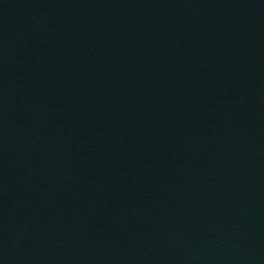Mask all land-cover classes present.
Instances as JSON below:
<instances>
[{"label": "water", "instance_id": "obj_1", "mask_svg": "<svg viewBox=\"0 0 264 264\" xmlns=\"http://www.w3.org/2000/svg\"><path fill=\"white\" fill-rule=\"evenodd\" d=\"M0 264H264V0H0Z\"/></svg>", "mask_w": 264, "mask_h": 264}]
</instances>
